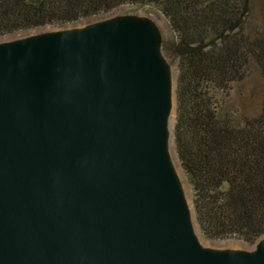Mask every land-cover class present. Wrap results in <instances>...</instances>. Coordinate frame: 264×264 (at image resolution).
<instances>
[{"label":"water","instance_id":"water-1","mask_svg":"<svg viewBox=\"0 0 264 264\" xmlns=\"http://www.w3.org/2000/svg\"><path fill=\"white\" fill-rule=\"evenodd\" d=\"M174 106L149 21L0 45V264H264L197 237Z\"/></svg>","mask_w":264,"mask_h":264},{"label":"trees","instance_id":"trees-1","mask_svg":"<svg viewBox=\"0 0 264 264\" xmlns=\"http://www.w3.org/2000/svg\"><path fill=\"white\" fill-rule=\"evenodd\" d=\"M157 8L177 62L174 143L193 191L195 219L211 241L264 238V33L248 24L250 0H0V37L64 27L126 6ZM264 94V91H263Z\"/></svg>","mask_w":264,"mask_h":264},{"label":"rangeland","instance_id":"rangeland-1","mask_svg":"<svg viewBox=\"0 0 264 264\" xmlns=\"http://www.w3.org/2000/svg\"><path fill=\"white\" fill-rule=\"evenodd\" d=\"M251 11L248 16L249 28L252 32L264 33V0H250ZM117 18H137L149 21L155 27L159 40H160V53L164 59L166 65L170 69L172 80L174 82V87L176 86L177 78V62L174 60L170 54L166 53L165 48L169 46L174 40V34L171 30L169 21L166 17L155 7L151 6H134L126 5L116 9L114 12L100 16L97 18H92L89 20H83L78 23L70 24L64 27L57 26H46L42 28L33 29L27 32H21L14 35H8L0 37V45L15 43L19 41H25L28 39L36 38L43 35L62 33L67 31L83 30L91 25L100 24L112 19ZM250 88L252 90V103L254 111L257 112L260 109L263 100L264 83L263 79L256 69L253 72ZM176 118V109L174 115L170 118V157L172 165L176 168L178 173V179L182 185L184 195L190 210L193 215V223L195 226L196 235L199 238L201 244L205 249L214 252H237V253H253L256 250V245L250 246L242 241L238 240H226V241H211L206 239L195 220V211L193 205V191L188 183L187 177L180 165L179 159L176 154L175 143H174V125Z\"/></svg>","mask_w":264,"mask_h":264},{"label":"bare ground","instance_id":"bare-ground-1","mask_svg":"<svg viewBox=\"0 0 264 264\" xmlns=\"http://www.w3.org/2000/svg\"><path fill=\"white\" fill-rule=\"evenodd\" d=\"M174 111H175V106H174V110H173V112H172V114H171V118L173 117V115H174ZM170 139H171V133H170ZM169 146H170V142H169ZM170 150V149H169ZM173 167H174V165H173ZM174 169H175V172H176V175L178 176V173H177V171H176V168L174 167ZM189 208H190V206H189Z\"/></svg>","mask_w":264,"mask_h":264}]
</instances>
